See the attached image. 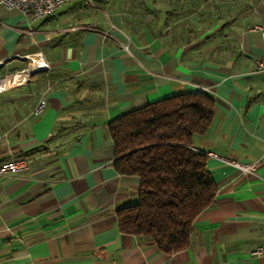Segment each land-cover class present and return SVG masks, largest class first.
<instances>
[{"label":"crops","instance_id":"obj_1","mask_svg":"<svg viewBox=\"0 0 264 264\" xmlns=\"http://www.w3.org/2000/svg\"><path fill=\"white\" fill-rule=\"evenodd\" d=\"M262 55L264 0H72L37 19L0 5V164L28 160L0 176V264H264ZM194 90L215 100L192 143L216 199L167 252L119 227L140 177L116 170L108 123Z\"/></svg>","mask_w":264,"mask_h":264},{"label":"trees","instance_id":"obj_2","mask_svg":"<svg viewBox=\"0 0 264 264\" xmlns=\"http://www.w3.org/2000/svg\"><path fill=\"white\" fill-rule=\"evenodd\" d=\"M215 100L204 90L173 94L132 109L108 123L114 166L140 177L138 199L117 209L123 232L167 252L187 247L195 219L216 199L206 153L192 138L214 118Z\"/></svg>","mask_w":264,"mask_h":264},{"label":"built area","instance_id":"obj_3","mask_svg":"<svg viewBox=\"0 0 264 264\" xmlns=\"http://www.w3.org/2000/svg\"><path fill=\"white\" fill-rule=\"evenodd\" d=\"M72 0H0V5L8 8H17L24 12L30 19H37L49 15L56 11L57 8ZM90 3L92 0H88ZM128 48L127 45H125ZM35 69L48 67V64L43 59L31 58ZM255 72H264V55L257 59ZM4 79V76L0 78ZM0 80V81H1ZM4 86L0 85V89ZM46 105V100L42 98L35 108V112L40 113ZM2 134L0 133V139ZM233 166H236L243 172H254L256 167L260 164V160H256L250 164H242L237 160H228ZM28 168V160L24 157L6 160L0 164V176L8 172H21ZM263 246H259L254 250L258 254L263 251Z\"/></svg>","mask_w":264,"mask_h":264},{"label":"water","instance_id":"obj_4","mask_svg":"<svg viewBox=\"0 0 264 264\" xmlns=\"http://www.w3.org/2000/svg\"><path fill=\"white\" fill-rule=\"evenodd\" d=\"M34 71H36V70H34Z\"/></svg>","mask_w":264,"mask_h":264},{"label":"bare ground","instance_id":"obj_5","mask_svg":"<svg viewBox=\"0 0 264 264\" xmlns=\"http://www.w3.org/2000/svg\"><path fill=\"white\" fill-rule=\"evenodd\" d=\"M5 86V85H4Z\"/></svg>","mask_w":264,"mask_h":264}]
</instances>
